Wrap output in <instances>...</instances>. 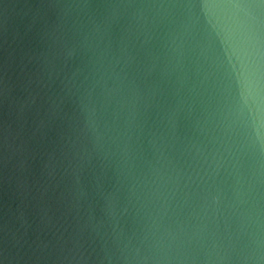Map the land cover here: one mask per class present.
I'll use <instances>...</instances> for the list:
<instances>
[{"label": "water", "instance_id": "1", "mask_svg": "<svg viewBox=\"0 0 264 264\" xmlns=\"http://www.w3.org/2000/svg\"><path fill=\"white\" fill-rule=\"evenodd\" d=\"M0 264H264V0H0Z\"/></svg>", "mask_w": 264, "mask_h": 264}]
</instances>
